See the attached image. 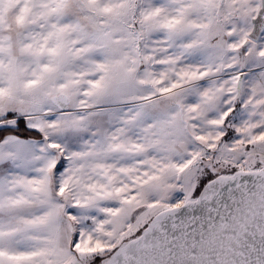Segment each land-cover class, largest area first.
I'll list each match as a JSON object with an SVG mask.
<instances>
[{"label": "snow or ice", "instance_id": "1", "mask_svg": "<svg viewBox=\"0 0 264 264\" xmlns=\"http://www.w3.org/2000/svg\"><path fill=\"white\" fill-rule=\"evenodd\" d=\"M0 264H264V0H0Z\"/></svg>", "mask_w": 264, "mask_h": 264}]
</instances>
